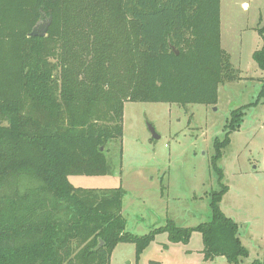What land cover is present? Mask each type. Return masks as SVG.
<instances>
[{
  "label": "trees",
  "instance_id": "16d2710c",
  "mask_svg": "<svg viewBox=\"0 0 264 264\" xmlns=\"http://www.w3.org/2000/svg\"><path fill=\"white\" fill-rule=\"evenodd\" d=\"M48 16L46 36L27 35ZM252 58L264 71V41ZM240 78L220 45V0H0V264H109L119 242L137 257L158 232L187 242L193 230L206 259L243 264L238 226L219 205L226 185L211 192L208 221L139 236L125 230L122 187L69 181L110 173L124 102L214 105L219 85ZM259 102L264 76L230 128Z\"/></svg>",
  "mask_w": 264,
  "mask_h": 264
},
{
  "label": "rangeland",
  "instance_id": "374dc122",
  "mask_svg": "<svg viewBox=\"0 0 264 264\" xmlns=\"http://www.w3.org/2000/svg\"><path fill=\"white\" fill-rule=\"evenodd\" d=\"M264 0H220V45L240 79L218 87L214 105L132 102L123 106V135L106 149L110 173L71 175L75 187L125 191V230L145 235L168 220L195 227L210 219V194L222 185V212L238 226L247 249L243 264L264 257V102L242 109L234 129L232 110L253 102L262 71L252 58L264 41ZM151 124L160 138L154 139ZM218 155L216 166L212 158ZM109 264H229L222 256L205 258L201 233L172 242L155 234L136 257L132 242H119Z\"/></svg>",
  "mask_w": 264,
  "mask_h": 264
},
{
  "label": "water",
  "instance_id": "95a60500",
  "mask_svg": "<svg viewBox=\"0 0 264 264\" xmlns=\"http://www.w3.org/2000/svg\"><path fill=\"white\" fill-rule=\"evenodd\" d=\"M51 22V17H45V18H41L39 19L31 28V30L28 32V36H46L47 35V30H48V26ZM175 54H178V50H175ZM148 130L151 133L152 138L154 139H158L160 138V135L156 133L154 127L148 123L147 125ZM102 242H100L99 245H101Z\"/></svg>",
  "mask_w": 264,
  "mask_h": 264
},
{
  "label": "crops",
  "instance_id": "0c3cea01",
  "mask_svg": "<svg viewBox=\"0 0 264 264\" xmlns=\"http://www.w3.org/2000/svg\"><path fill=\"white\" fill-rule=\"evenodd\" d=\"M223 257V256H222Z\"/></svg>",
  "mask_w": 264,
  "mask_h": 264
}]
</instances>
